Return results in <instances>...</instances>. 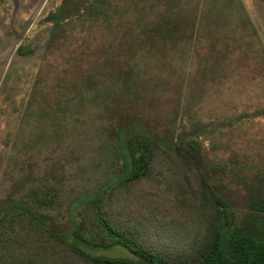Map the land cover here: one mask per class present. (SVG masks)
<instances>
[{"label": "rangeland", "instance_id": "rangeland-1", "mask_svg": "<svg viewBox=\"0 0 264 264\" xmlns=\"http://www.w3.org/2000/svg\"><path fill=\"white\" fill-rule=\"evenodd\" d=\"M63 1L0 0V204L22 203L75 243V223L88 221L91 212L80 204L124 170L121 132L144 130L172 144L184 124L189 127L187 120L200 119L221 127L200 154L208 188L239 216L248 204L241 179L264 174V0H185L186 10L199 5L228 26L163 54L138 43L128 54L127 28L78 20L64 23L52 43ZM112 1L114 16L137 34L146 17L141 6L150 0ZM246 21L249 28H241ZM20 47L29 52L19 54ZM126 65L128 88L117 76ZM228 117L242 119L228 128ZM202 185L174 152H159L146 177L117 187L104 208L116 229L145 248L168 257L189 254L213 226L215 207ZM32 190L55 200L39 205ZM39 238L52 250L40 251L39 259L50 264L57 253L58 264H84ZM83 249L92 256L130 257L118 246ZM28 250L11 253L30 261Z\"/></svg>", "mask_w": 264, "mask_h": 264}, {"label": "trees", "instance_id": "trees-1", "mask_svg": "<svg viewBox=\"0 0 264 264\" xmlns=\"http://www.w3.org/2000/svg\"><path fill=\"white\" fill-rule=\"evenodd\" d=\"M187 5L189 2L185 0H150L143 3L142 12L146 17L142 19L139 32L132 35V27L125 26L122 19L114 16L116 8L112 0H83L81 4L78 0H64L55 14L50 40L53 43L59 37L64 23L78 20L95 23L105 29L116 26L127 28L131 44L127 49L128 54L136 52L137 49L132 45L134 43H138L140 49H146L150 53L163 54L168 48L183 46L187 41L198 38L200 34L207 37L209 32L223 30L228 26L227 21L222 22L219 17L210 18L201 6L186 10L184 7ZM244 18L247 20L246 16ZM248 21L241 28L248 29ZM28 52V48L18 49L19 54ZM119 55L118 52L115 59H118ZM106 60L109 58L106 57ZM129 75L130 69L127 65L123 70L119 68L117 71L118 78L127 88ZM240 119L242 117H228L223 122L225 127L232 128L238 123L235 121ZM187 122L189 127L186 128L184 124L182 133L172 144L158 142L144 130L129 132L128 128L120 133L119 148L123 155L124 170L94 197L80 204L86 208L90 207L91 212L88 221L81 218L79 224L83 225L75 223L72 231L75 243H70L67 237L52 230L22 203L8 201V204H0V264H48L43 256L40 259L37 257L41 254L40 251L50 254L52 252L48 247H41L37 243L40 235L46 236L53 243V248L64 247L84 264H264V174L254 173L246 178L247 181L241 179L248 204L239 216L236 215L228 209L221 197L209 190L204 171L206 163L203 165L200 156L201 150L205 148L204 141L209 140L212 134L218 133L220 125L200 119ZM159 152H174L182 162L197 172L202 184L210 191V198L215 207L212 230L193 253L169 257L157 254L137 243L126 232L116 229L105 211L104 201L111 197L113 190L146 177ZM215 172L218 173V169ZM30 194L33 201L39 205H50L55 200V195L46 191L32 190ZM114 246L126 250L130 257L92 256L83 249L86 247L108 250ZM24 248L30 249V255L27 256L31 258L30 261L25 260L26 256L18 259L12 254L15 249L23 251ZM56 255L57 253H53L50 264H58ZM42 259L45 262H42Z\"/></svg>", "mask_w": 264, "mask_h": 264}]
</instances>
